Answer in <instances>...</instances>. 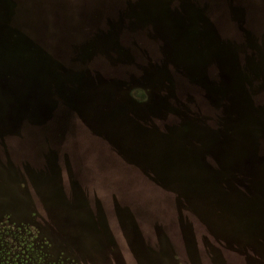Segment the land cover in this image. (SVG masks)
<instances>
[{
    "label": "rangeland",
    "instance_id": "obj_1",
    "mask_svg": "<svg viewBox=\"0 0 264 264\" xmlns=\"http://www.w3.org/2000/svg\"><path fill=\"white\" fill-rule=\"evenodd\" d=\"M0 264H264V0H0Z\"/></svg>",
    "mask_w": 264,
    "mask_h": 264
},
{
    "label": "flooded vegetation",
    "instance_id": "obj_2",
    "mask_svg": "<svg viewBox=\"0 0 264 264\" xmlns=\"http://www.w3.org/2000/svg\"><path fill=\"white\" fill-rule=\"evenodd\" d=\"M124 111V110H123ZM23 232V231H22ZM24 241L17 245L15 248H11V251L8 250L7 254H9L10 256L9 259L10 260H15L16 262H21V258L22 255H25L27 253V246L23 244Z\"/></svg>",
    "mask_w": 264,
    "mask_h": 264
},
{
    "label": "trees",
    "instance_id": "obj_3",
    "mask_svg": "<svg viewBox=\"0 0 264 264\" xmlns=\"http://www.w3.org/2000/svg\"><path fill=\"white\" fill-rule=\"evenodd\" d=\"M189 26H191V25H189ZM141 93L144 95V92H141ZM130 100L134 104H139V102H140V101H138L137 95H135V94H131Z\"/></svg>",
    "mask_w": 264,
    "mask_h": 264
}]
</instances>
